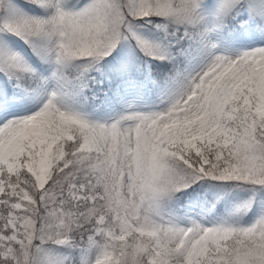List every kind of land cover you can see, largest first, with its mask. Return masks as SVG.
I'll return each instance as SVG.
<instances>
[{"label":"snow or ice","instance_id":"1","mask_svg":"<svg viewBox=\"0 0 264 264\" xmlns=\"http://www.w3.org/2000/svg\"><path fill=\"white\" fill-rule=\"evenodd\" d=\"M24 3L42 14L0 0V264H264V0ZM145 19L164 21L156 27L211 57L191 71L177 67L170 104L113 123L57 106L66 69L83 65L80 79L115 60L123 42L172 59L133 29ZM226 27L261 43L215 54L210 34ZM10 37L52 65L50 76ZM48 80L57 87L34 110L5 112L21 107L17 91L31 99ZM206 181L249 195L228 219L206 222L189 215ZM248 213V222L231 219Z\"/></svg>","mask_w":264,"mask_h":264},{"label":"rangeland","instance_id":"2","mask_svg":"<svg viewBox=\"0 0 264 264\" xmlns=\"http://www.w3.org/2000/svg\"><path fill=\"white\" fill-rule=\"evenodd\" d=\"M163 23L165 22L145 19L140 20V25L133 22V29L141 33V30L144 32L146 28L152 27V30L145 31V37L171 51V65L165 67L167 62L153 61L142 55V59L137 61L139 65L136 66L135 71L120 72L118 77H114L112 81L106 79L101 62L96 68L85 69L80 79H73V76L83 67L75 73L66 70L70 82L58 91L57 106L62 110L71 108L95 123H113L130 112L158 111L170 104L176 91L174 78L177 67L191 71L206 63L211 57L208 50L199 43L181 39L179 34L168 35L163 28L156 27L157 24ZM210 38L211 42L216 44L213 52L221 55H232L250 47H257L261 43L251 37H240L227 27L211 33ZM9 43L11 44L10 41ZM19 45V43L11 44L17 50H20ZM120 47L124 49L123 63H128L131 60L128 54L130 42H123ZM33 66L45 78L50 76L53 68L50 64L40 62L33 63ZM56 87L55 81L48 80L46 84L39 85L33 90L31 99H28L24 92L17 91L13 102L20 104L21 107L5 109V112L27 114L29 110H34L44 102L48 94ZM193 210L197 211L206 222L217 218L228 219L218 206L212 203L207 196L201 194L196 198L195 208H190L189 215Z\"/></svg>","mask_w":264,"mask_h":264},{"label":"trees","instance_id":"3","mask_svg":"<svg viewBox=\"0 0 264 264\" xmlns=\"http://www.w3.org/2000/svg\"><path fill=\"white\" fill-rule=\"evenodd\" d=\"M20 3L25 7V9H28L29 11L34 12L36 14H42L40 12V10L36 9L34 6L25 4L24 0H20ZM161 21L162 20H159V19H153V22H161ZM134 22L137 25H140V20H137ZM162 22H164V21H162ZM146 30L147 31L152 30V27L146 28ZM146 30H144V32H143V30H141L142 31L141 33H139V31H136V32L145 37V35H146L145 31ZM168 30L171 31V26H169ZM9 41L11 42V44L19 43L20 45L18 46V48L20 50H23L25 52V54L28 55V58L33 63L39 62V61H36V59L34 57H31L30 53H28L27 48L23 44L22 41H19L14 37H10ZM123 54H124V49L119 47L118 52L113 53V56L116 57L115 60H113L112 57H108V58H106V60L108 61L107 63L105 61H101L103 73H104L106 79H108L109 81L114 80L113 78L118 77V75L120 74V71H118V68H119V65L123 63ZM128 54L131 58V60L128 62L131 65L130 71H135L136 66L139 65V63L137 61H138V59H142L141 58L142 54L140 53L139 49H137L135 47L134 41L130 42V50H129ZM153 61H156V60H153ZM160 62H162V63L167 62L165 64V67L171 65L170 60H163ZM82 67H83V65H78L77 67H70L66 70L71 71L72 73H75L78 70H80ZM152 67H154V63H152ZM194 187H196V185H194ZM198 191H199V194L207 196L209 199H211L213 201V203L221 209V211L225 214V216L227 218H229L228 214L233 212V210L236 208V206L240 202H242L244 199H246L249 195L248 192H246L240 188H232V187L227 186V185H221L218 182H214V181L202 182L199 185ZM262 197H264V194L257 193V199H260ZM250 215H251L250 213L245 214V215L237 214V215L233 216L231 219L234 220L235 222L242 224V223L248 222Z\"/></svg>","mask_w":264,"mask_h":264}]
</instances>
